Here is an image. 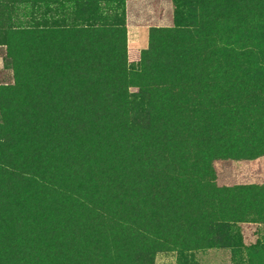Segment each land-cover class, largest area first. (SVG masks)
<instances>
[{
	"label": "trees",
	"instance_id": "obj_1",
	"mask_svg": "<svg viewBox=\"0 0 264 264\" xmlns=\"http://www.w3.org/2000/svg\"><path fill=\"white\" fill-rule=\"evenodd\" d=\"M128 46L126 0H0V264H155L233 251L264 264V0H175Z\"/></svg>",
	"mask_w": 264,
	"mask_h": 264
},
{
	"label": "rangeland",
	"instance_id": "obj_2",
	"mask_svg": "<svg viewBox=\"0 0 264 264\" xmlns=\"http://www.w3.org/2000/svg\"><path fill=\"white\" fill-rule=\"evenodd\" d=\"M138 1H142L145 8L153 6L158 16L153 19L134 18V10ZM126 0V13H127ZM150 4V5H149ZM131 6V7H130ZM175 0H129L130 14L127 26L141 24L142 34L140 42L134 43L132 34L128 32L129 48L144 50L149 46L150 30L152 27H175L177 25ZM133 12V13H132ZM139 36V37H140ZM0 42H3L1 39ZM6 46L0 45V87L14 85L16 77L13 69L6 65ZM217 183L220 186H244L264 184V156L254 160H223L214 164ZM247 243H254L258 238H264V226H247L244 229ZM233 251L218 248L195 251L192 253L178 254L177 252H163L156 256L155 264H233Z\"/></svg>",
	"mask_w": 264,
	"mask_h": 264
},
{
	"label": "crops",
	"instance_id": "obj_3",
	"mask_svg": "<svg viewBox=\"0 0 264 264\" xmlns=\"http://www.w3.org/2000/svg\"><path fill=\"white\" fill-rule=\"evenodd\" d=\"M150 5V4H149ZM131 7V6H130ZM130 7H129V0L127 2V13H128V18H129V12H130ZM137 9L134 10L135 13H133L134 18L138 17L140 20L141 19H153L158 16V13L156 11V8L153 6H150L148 8H145L142 1H138L136 5ZM141 24L138 23L137 25L134 26H129V34L133 36V42L139 43L141 40V34H142V28ZM140 36V37H139Z\"/></svg>",
	"mask_w": 264,
	"mask_h": 264
}]
</instances>
